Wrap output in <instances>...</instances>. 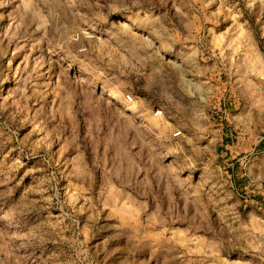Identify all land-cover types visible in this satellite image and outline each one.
<instances>
[{
    "label": "rangeland",
    "instance_id": "374dc122",
    "mask_svg": "<svg viewBox=\"0 0 264 264\" xmlns=\"http://www.w3.org/2000/svg\"><path fill=\"white\" fill-rule=\"evenodd\" d=\"M0 264H264V0H0Z\"/></svg>",
    "mask_w": 264,
    "mask_h": 264
},
{
    "label": "crops",
    "instance_id": "0c3cea01",
    "mask_svg": "<svg viewBox=\"0 0 264 264\" xmlns=\"http://www.w3.org/2000/svg\"><path fill=\"white\" fill-rule=\"evenodd\" d=\"M257 154L258 156H255L253 158L245 155L240 159H236V161L238 162L236 171L238 169L240 171L239 180L241 181L242 190H244V194L246 195L244 199L245 201L249 199V202L254 203L255 205L259 204L258 202H255L259 200V173L253 172L252 167H259V150L257 151ZM245 161L247 162V165L245 168H243V163ZM232 176L233 175H230V178L231 180H234Z\"/></svg>",
    "mask_w": 264,
    "mask_h": 264
},
{
    "label": "built area",
    "instance_id": "2783aa9c",
    "mask_svg": "<svg viewBox=\"0 0 264 264\" xmlns=\"http://www.w3.org/2000/svg\"><path fill=\"white\" fill-rule=\"evenodd\" d=\"M123 98H124V101H125L127 104H131V103L134 102V96L131 95V94H125V95L123 96ZM161 115H162V110H160V109H154V110H153V116H154V117H160ZM181 135H182V131H181V130H176V131H174V132L172 133V137H173V138H178V137H180ZM246 165H247V162L245 161V162L243 163V168H245Z\"/></svg>",
    "mask_w": 264,
    "mask_h": 264
}]
</instances>
